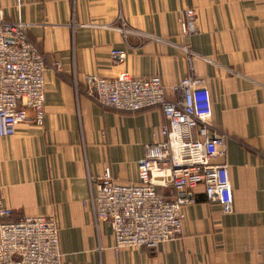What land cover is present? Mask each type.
<instances>
[{"label":"crops","instance_id":"crops-1","mask_svg":"<svg viewBox=\"0 0 264 264\" xmlns=\"http://www.w3.org/2000/svg\"><path fill=\"white\" fill-rule=\"evenodd\" d=\"M184 8L197 14L189 44L198 56L193 75L211 98L210 135L226 136L232 213L207 203L197 186L178 239L117 253L109 225L83 204L89 180L109 169L115 183H135L144 147L154 131L161 140L165 118L159 108L102 107L86 95L84 80L159 76L170 97L189 74L176 24ZM119 12L132 30L126 39L106 28ZM0 19L27 26L47 67L43 125L28 111L12 137L0 138V199L13 219L54 218L62 264H264V0H0Z\"/></svg>","mask_w":264,"mask_h":264},{"label":"built area","instance_id":"built-area-1","mask_svg":"<svg viewBox=\"0 0 264 264\" xmlns=\"http://www.w3.org/2000/svg\"><path fill=\"white\" fill-rule=\"evenodd\" d=\"M176 24L183 41L178 49L189 74L168 89L170 97L159 76L143 79L123 73L114 79L87 75L84 80L86 95L102 107L121 112L159 108L165 118L161 140L154 131L153 141L144 147L135 183H115L109 169L101 179L89 180L90 197L83 204L90 205L96 222L109 225L117 253L133 247L154 251L178 239L183 208L194 203L192 190L197 186H202L207 203L218 204L223 214L232 213L226 136L210 135L209 90L204 79L193 75L198 56L189 40L198 33L195 10L180 9ZM106 28L116 30L123 39L132 34L121 12ZM112 55L122 59L125 52L113 50ZM46 68L42 53L27 37V26L0 19V138L12 137L16 127L28 121V111L36 126L43 125ZM55 69L60 66L56 64ZM157 187L170 188L173 194L160 195ZM6 218L10 221L4 222ZM261 254L264 257V240ZM0 264H62L56 220L13 219V210L0 199Z\"/></svg>","mask_w":264,"mask_h":264}]
</instances>
